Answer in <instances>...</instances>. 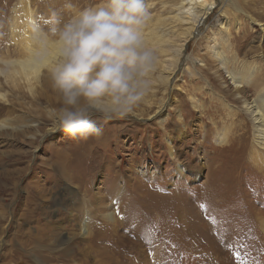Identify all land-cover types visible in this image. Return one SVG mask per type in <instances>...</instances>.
I'll return each mask as SVG.
<instances>
[{
    "label": "rangeland",
    "instance_id": "374dc122",
    "mask_svg": "<svg viewBox=\"0 0 264 264\" xmlns=\"http://www.w3.org/2000/svg\"><path fill=\"white\" fill-rule=\"evenodd\" d=\"M167 1L146 0L150 20L145 30L162 21L169 11ZM257 1L255 14L249 16L264 24V0ZM67 2L74 7L66 9ZM96 2L0 0V42L19 34L27 15L47 31L51 11L67 20ZM224 8L229 14L227 23L220 22L224 27L214 22L215 10L207 28H201L203 37L189 41L183 51L181 61L201 59L203 71L190 75L199 64L181 63L167 87L154 85L156 91L125 118L104 122L93 117L99 136L72 138L57 130V107L47 108L52 117L39 118L33 134L0 132V264H264V171L241 163L233 154L235 146L222 154L214 139L216 129L223 130L232 143L244 129L243 143L250 147L252 125L241 113L234 118L243 126L234 127L229 115V106L237 104L230 96L234 91L226 74L216 80L209 74L217 67L207 53V38L224 35L231 42L221 48L229 57L244 46L239 59L261 67L264 26L251 24L241 13L238 22L230 21V13L238 15L236 9ZM11 45L0 44V50L5 47L7 52ZM245 90L247 99L254 97ZM10 101L12 115L0 119L11 126L17 119L33 126L27 106L45 111V105L29 100ZM178 131H183L180 138ZM58 161L61 170L55 166ZM113 185L124 187L123 196H109ZM58 189L100 202L98 207L112 212L121 224L103 222L91 210L87 215L93 230L101 231L89 241L81 238L78 228L85 213L75 220L76 204L53 214L57 206L50 194ZM153 193L166 198L153 203Z\"/></svg>",
    "mask_w": 264,
    "mask_h": 264
},
{
    "label": "bare ground",
    "instance_id": "6f19581e",
    "mask_svg": "<svg viewBox=\"0 0 264 264\" xmlns=\"http://www.w3.org/2000/svg\"><path fill=\"white\" fill-rule=\"evenodd\" d=\"M218 1L222 4V7L220 9H216L215 7V4L217 3L216 0H168L167 7H169V11L165 16H163L164 18H162V21H158L156 24L147 27V30H145V32L147 31L145 39L148 45L153 49L157 57L155 71L151 74L152 87L150 92L154 93L153 89H155L156 91V87L154 86L156 84L164 85V88L167 87L173 75H175V73L178 71L179 65L181 63V67L185 65V62H190L192 65L199 64L198 68H190V75H199V73L203 71V65H200V63L202 62L201 59L197 61L196 59L190 57H183L184 60L181 61V58L183 56V51L189 41H191L192 39H196L197 37H203V31L201 30V28H207L208 24L206 23L207 21H209L208 19L211 17V15L214 14L215 10L217 11L216 14H218H215L216 16L214 22L216 24L218 23L219 25L222 24L220 22L227 23V19H229L227 17L229 16V14L227 15L228 11L222 10L224 7V9H226L227 7L236 9L235 11L238 14L232 15L230 13V15L232 16V19L230 21L233 20V22H238L240 20L238 17H240L241 13L248 18L251 24H260L261 27L264 26V24L257 23L255 19L249 16V14H255V8L259 4L257 0ZM214 22L212 24H214ZM24 24L25 25L22 27L19 34H11L12 36H10L9 41L1 39L2 41L0 42V44L6 43L8 45H13V49L7 50V52H5V47L0 50V52H4V54H0V117H8L12 115L13 112L9 107L12 103V101H10L11 97H13L14 100L21 98L23 100H29L31 104H38L40 106L45 105V111L44 113H41L31 109V106H27L28 114H31L33 116L30 117L32 118V121H34L31 122V125L33 126H29V124H23L24 122H21L20 119L15 120L16 123L12 124L11 126V124H7L5 120L2 121L0 119V132L11 129L12 131H16L18 136H22L23 134L21 133L33 134L36 129L34 124H36L39 118H41L42 116L44 117V115H49L50 117H52L51 112L47 110V108L49 109V107H59V99L54 90L51 88L47 72L43 70L33 71L24 63L30 51L29 45L31 30L33 26H37L34 23L33 18H30L29 15L25 17ZM222 27H224L223 24ZM227 29L228 27H226L225 30L228 31ZM261 30H263V28ZM207 39L210 40V43L207 47V53L212 60L210 62L216 63L217 67L215 72L209 74L213 77L214 80L220 78L222 74H226L227 80L229 81V84L234 91L230 96L237 104L235 108L229 106V115L232 116V119L235 123L234 127L236 126L235 128H237L240 125L243 126L242 121L239 120V123H236L234 118H237V115L241 113H243V115H245V117L250 120L252 125V142L250 147H248L247 145L245 146V144L243 143H246L244 136L245 132L243 131L244 129H241L238 134L237 132H235V134H237L236 140L233 139L232 143H230L228 139L229 137H227L223 130L219 131L218 129H216V136L214 138L216 140V144L222 147V149L220 150L222 154L224 150L226 151L225 148L231 147L229 149L230 151L233 150L232 147L235 146L234 148L236 149L233 151L234 156L237 155L239 159H243L241 163H248L249 165H252L256 171L261 173L264 171V46L261 50L262 52L260 51L259 54L260 59L263 60V64L261 67H259V64L257 65L251 62L248 63L239 59L241 50L244 48V46L242 49L240 48L239 51L235 52V54L229 57L225 50L221 48L223 46L226 47V44L229 45V42H231L228 38L226 39L224 35L220 38H217L215 35H211ZM247 55L248 54L244 52V57H247ZM187 69L188 67L184 71H187ZM209 70L210 69H207V71ZM245 89L253 92L254 97L247 99V97H245ZM48 92L53 93L54 97L49 95ZM9 94L11 95V97H9ZM159 106H162V103H160ZM233 111L236 114H234ZM182 134L183 131H178L179 138L182 136ZM167 145L169 147V155L172 156V149H170L171 147L169 144ZM84 152H88V150H84ZM55 166H57L61 170L63 166L62 161L56 162ZM60 170V176H62V178H65V175L62 171L60 172ZM178 171L181 172V167H178ZM135 183L137 182L135 181ZM63 191V189H58L57 191L55 190L50 194V201H52L54 205L57 206V210H55L53 214L59 213L58 209L61 207L64 208V211L66 212L67 205H69L68 207H70V205L75 206L76 204V208H78L79 211L77 212L78 217H76L75 215L74 219L76 220L83 213H85V217H83L80 223V227L78 228L81 238L89 241L90 238L101 231L93 230L94 223L89 219L90 217L87 215V213H90L91 210V214L95 213L94 215L100 216L103 222H112L116 225L121 224V221L118 220L119 218L117 219L112 212H108V210H102L100 207H98L100 202H95L94 204L91 203V199L89 201L84 200L82 197L79 198L78 193L72 191L64 193ZM123 191L124 187H116L115 185H113L110 190L109 196L111 197L113 195L112 197L118 199V197L120 198V195L123 193ZM148 195L149 194L145 193V196ZM152 195L155 197H153V203H156L157 200L166 198L156 193H153ZM40 196H42V194ZM141 196L146 199L145 196ZM77 199L78 201H75ZM104 225L107 226L106 223H104ZM89 243H91V241Z\"/></svg>",
    "mask_w": 264,
    "mask_h": 264
},
{
    "label": "clouds",
    "instance_id": "9594fccd",
    "mask_svg": "<svg viewBox=\"0 0 264 264\" xmlns=\"http://www.w3.org/2000/svg\"><path fill=\"white\" fill-rule=\"evenodd\" d=\"M49 19L47 31L33 26L24 63L48 74L59 99L57 130L72 138L99 136L93 117L123 119L151 91L157 57L145 39L147 2L98 0L67 20L56 10Z\"/></svg>",
    "mask_w": 264,
    "mask_h": 264
},
{
    "label": "snow or ice",
    "instance_id": "6c2138e0",
    "mask_svg": "<svg viewBox=\"0 0 264 264\" xmlns=\"http://www.w3.org/2000/svg\"><path fill=\"white\" fill-rule=\"evenodd\" d=\"M237 259H239V257H237Z\"/></svg>",
    "mask_w": 264,
    "mask_h": 264
}]
</instances>
